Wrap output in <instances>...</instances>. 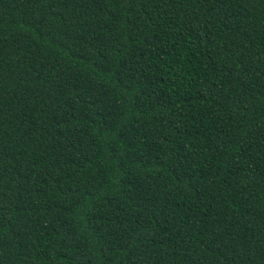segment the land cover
I'll return each instance as SVG.
<instances>
[{
	"label": "trees",
	"instance_id": "1",
	"mask_svg": "<svg viewBox=\"0 0 264 264\" xmlns=\"http://www.w3.org/2000/svg\"><path fill=\"white\" fill-rule=\"evenodd\" d=\"M0 264H264V0H0Z\"/></svg>",
	"mask_w": 264,
	"mask_h": 264
}]
</instances>
